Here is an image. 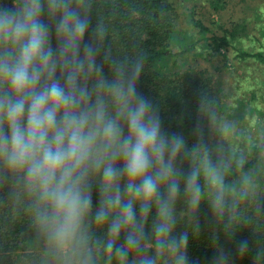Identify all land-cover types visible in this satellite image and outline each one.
Segmentation results:
<instances>
[{
	"label": "clouds",
	"instance_id": "clouds-1",
	"mask_svg": "<svg viewBox=\"0 0 264 264\" xmlns=\"http://www.w3.org/2000/svg\"><path fill=\"white\" fill-rule=\"evenodd\" d=\"M94 6L0 0V189L62 264H190L201 205L233 237L252 177L228 181L245 161L221 162L197 117L191 144L163 127L138 90L145 57L115 53ZM210 264H231L230 253L216 247Z\"/></svg>",
	"mask_w": 264,
	"mask_h": 264
},
{
	"label": "trees",
	"instance_id": "trees-1",
	"mask_svg": "<svg viewBox=\"0 0 264 264\" xmlns=\"http://www.w3.org/2000/svg\"><path fill=\"white\" fill-rule=\"evenodd\" d=\"M180 1L95 0L92 22L95 24L97 15L108 23L115 53H139L145 57V71L138 81V90L158 108L163 127L169 132L182 133L189 144L194 139L192 129L197 117L202 125L204 141L214 147L206 118L224 104L219 82L213 79L206 67L192 66L189 59H207L220 53V66L225 68V51L231 48L232 58L236 61L251 59L253 65H260L258 87L262 91L256 93L253 88L250 98L253 100L259 95L262 103L255 101L252 105L256 116L252 112H247L245 119L242 116L246 122L252 120L255 136L247 144L243 168H238L233 162L227 176L228 181L235 182L247 174L256 179V185H249V196L241 205L244 216L234 226L236 233L231 238L211 222L207 205L202 204L198 211L200 229L190 234L187 254L190 264H210L216 247H223L230 253L231 264H264V213L257 212V205L264 203V19L254 11L252 25L245 16L230 21L229 26L216 33L195 14L192 7L185 9L180 17L177 10ZM205 1L213 11L221 10L226 3V0ZM2 2L7 4L10 0ZM213 23L221 27V23ZM254 23H257L258 36L251 37L254 35L248 28L254 27ZM245 37L248 38L246 42ZM202 92L205 100L197 111ZM217 158L214 154L213 159ZM93 199H96L95 191ZM182 208V203L178 202L177 211ZM184 230L186 225L181 222L176 233ZM96 235L102 234L97 232ZM242 239L249 241V250L240 255L237 243ZM0 264H62L60 259L49 254L42 240L35 238L22 210L12 206L6 188L0 189ZM101 264H104L103 258Z\"/></svg>",
	"mask_w": 264,
	"mask_h": 264
},
{
	"label": "rangeland",
	"instance_id": "rangeland-1",
	"mask_svg": "<svg viewBox=\"0 0 264 264\" xmlns=\"http://www.w3.org/2000/svg\"><path fill=\"white\" fill-rule=\"evenodd\" d=\"M190 7L194 8L195 14L203 20L212 32L216 33H220L223 27L229 26L230 21L245 16L252 25L254 20L252 22L251 18L254 17V11H257L264 19V0H226L224 8L219 11L210 9L205 0H181L177 5L180 17L181 13ZM214 21L221 23V27L216 26ZM248 31L254 35L251 37L258 36L257 23L254 27L248 28ZM246 41H248L247 37L244 39V42ZM221 51L223 50L221 49ZM225 54L227 55L225 68L220 66L222 61L220 53L212 54L207 59L201 57L197 60L189 59L192 66L206 67L212 73L213 79L219 82L220 94L224 104L219 111L208 115L206 125L210 127V138L214 143V148L225 149L223 154H219L221 162L245 157L247 144L255 136V129L251 119L247 122L243 119L248 117L247 112H252L255 115L252 106L255 101H259V104L262 103L259 95L253 100L250 98L253 88L256 93L262 91L258 87L261 78L260 65H253L251 59L236 61L232 58L231 48L226 50ZM241 102L249 104V106L243 105ZM242 116L245 117L242 119ZM253 174L256 175V173ZM250 185L255 186L256 179H252Z\"/></svg>",
	"mask_w": 264,
	"mask_h": 264
}]
</instances>
